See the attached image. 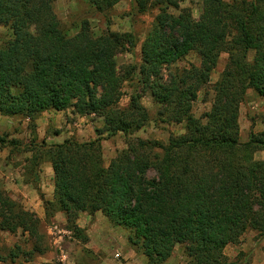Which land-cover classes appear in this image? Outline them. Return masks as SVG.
Returning a JSON list of instances; mask_svg holds the SVG:
<instances>
[{"label": "trees", "instance_id": "obj_1", "mask_svg": "<svg viewBox=\"0 0 264 264\" xmlns=\"http://www.w3.org/2000/svg\"><path fill=\"white\" fill-rule=\"evenodd\" d=\"M85 1L102 12L121 0ZM184 1L191 0H137L140 12L151 3L159 14L142 43L138 74L132 66L124 78L117 73V56L134 53L133 32L108 29L96 37L85 20L68 36L52 0H0V28L11 31L0 44V114L29 119L33 129L27 144L0 136V145L32 152L25 175L40 193L46 218L63 212L67 227L86 242L80 214L101 212L124 229L130 248L146 256L147 264H165L178 245L186 264H251L230 261L224 250L249 230L264 238V159L254 158L264 151V132L242 142L239 124L247 91L264 98V0H202L199 20L189 12L185 20L170 12ZM191 52L200 65L170 69ZM222 53L229 54L228 62L204 122L193 114V104ZM134 77L160 106L156 122L184 123L183 134L167 143L128 138L127 148L107 166L101 138L38 142L36 121L52 110L103 118L100 137L144 128L150 115L137 87L129 105L119 106L124 82ZM44 162L53 168V200H45L38 185ZM0 229L29 234L33 246L24 255L47 249L40 217L1 188ZM10 254L18 255L14 249Z\"/></svg>", "mask_w": 264, "mask_h": 264}, {"label": "rangeland", "instance_id": "obj_2", "mask_svg": "<svg viewBox=\"0 0 264 264\" xmlns=\"http://www.w3.org/2000/svg\"><path fill=\"white\" fill-rule=\"evenodd\" d=\"M52 1L55 12L68 36L75 35L80 30L82 23L85 20L89 22L91 32L96 37L105 35L108 32V29L113 32L120 33L133 32L137 37V46L133 54L128 52L118 54L117 73L119 76L125 78V76H127L126 70L134 66L136 67V75L138 74L139 66L142 62L141 46L147 34L151 30L156 16L159 14V10L157 8L150 3L146 11L140 12L138 10L139 6L137 0H121L112 8L101 12L85 0ZM149 1L153 2V0ZM170 12L184 20L186 19L185 13L189 12L194 20H199L203 12L202 0L184 1L180 4V8L170 9ZM9 37H11L10 29L6 27L1 28L0 44L3 39ZM252 56L253 53L251 52L250 59ZM228 58L229 54L227 53H222L220 55L218 64L212 71L210 83L201 89L197 100L193 104V114L197 118H202L204 122L206 121L204 115L212 108L214 98L213 86L219 80L221 73L225 69ZM200 63L201 59L198 54L196 52H191L183 60L172 64L170 69L175 71L177 68L181 69L189 67L191 64L200 65ZM167 73V70H163L164 75H167ZM136 85V77H134L133 81L126 79L123 85V95L120 99L119 106L124 108L129 105L130 97L135 93V88L137 87L142 94L141 103L146 107L150 115V122L147 123L144 128L132 135L128 136L125 133L120 132L111 136L108 135V133H103L100 137L99 135L101 131L99 130H102L104 127L103 118L94 114L89 116H71V114L69 115L67 113H65L66 115L62 114L63 116L65 115L68 121L72 123V129L74 132L75 130L77 131L78 127H80L74 126V123H77V125L81 123L82 126L85 122L86 125H89L87 127L82 126L84 127L83 131L81 130V132H75L77 135L79 133L81 134L78 137L81 142L90 141V138L92 137L95 139L101 138L103 157L106 166L109 165L110 161L116 157L120 151L127 148L128 138L138 137L144 140H157L167 143L170 136L181 135L185 132L184 123L167 124L156 122L157 113L160 109L159 104L153 100L149 90L143 92L141 86ZM66 112L72 113L71 110H67ZM15 120L16 123L14 124L12 130L4 129L0 132V136H2V138L4 137L8 141L12 140L14 139L13 133H23L24 130L31 131L32 133L33 129L29 126V124L27 127L25 126V128H23V121L26 120V118L15 117ZM239 124L240 140L242 142H246L251 133L260 134L264 132V98L258 96L251 89L248 90L243 99L240 100ZM44 128L46 129V136L52 135L56 132V130L59 131L65 129L63 124L61 129H55L52 122L48 125L44 122ZM26 136L27 137H19L22 139L17 137V139L23 142V144H27L24 142L25 139H29L28 135ZM72 137L76 136L73 135ZM3 148H7L10 151L12 149L16 150L14 154H18V151L22 149V145L19 147H2L1 144L0 149ZM254 158L255 160L264 159V151L258 150L255 153ZM7 162L8 160H4L2 157L0 158V188L17 203L21 204L26 210L32 211L27 209V206L25 205V195H21V192L27 193L26 191L28 190L21 187L19 193L16 194L8 187V185L5 184L6 182L3 178L6 176V170L4 168L6 166L5 163L7 164ZM150 175H153V173L150 172ZM30 187L36 189L33 185ZM19 194L21 196H18ZM33 212L37 214L36 211ZM58 213H56L53 218H46V214L43 219L40 218L41 230L46 234L47 249L44 253L35 252L32 257L23 254V252L31 250L33 246V241L28 233H24L21 229L15 233L0 229V264H23L24 262H30L38 258H42L44 260L43 264H126V259L124 257L126 249L124 250L120 243L115 244L111 238V234H109V237H107V235L96 236L95 243L92 245L87 234V228H83V234L88 237V241L86 242L84 241L82 235H76L74 230L67 227L66 216L65 221L63 219L56 218ZM88 214L90 213L88 212ZM98 217L99 219L106 221V218L101 213H99ZM81 219L83 222L82 224H85V226H88L90 220L94 221V218H89V215L87 214H84ZM96 219L97 218H95V221ZM102 220H100V223ZM64 230H68L70 233H65ZM243 248L246 249L243 250ZM13 249L18 253L15 258H13L10 254ZM260 251H262V253H258ZM224 252L230 261L241 258L242 260L250 261L251 264H253L255 259H258L260 254L264 259V238H258L255 231L249 230L242 235L239 244H229L226 246ZM260 261L261 260L259 259V262ZM187 262L188 257L184 253L183 248L178 245L175 247L172 256L165 264H186Z\"/></svg>", "mask_w": 264, "mask_h": 264}, {"label": "crops", "instance_id": "obj_3", "mask_svg": "<svg viewBox=\"0 0 264 264\" xmlns=\"http://www.w3.org/2000/svg\"><path fill=\"white\" fill-rule=\"evenodd\" d=\"M65 113L69 115L71 114V116H75V114L70 113V112L56 111V110L46 111L41 115V117L36 121V124H37L36 134L38 136V141L41 142L45 139L48 144H52V143L56 144V143H62L65 139L71 138L73 135H75L76 136L75 138L81 142V140H79L78 138L79 135L81 134L79 133L77 135V133L75 134V132H81V130L83 131V128H84L82 126L87 127L89 125H86L85 122L82 126H81V123L79 125H77V123H74L73 124L74 126H80L78 127L77 131L75 130L74 132V130L72 129V123L68 121V119L65 116L66 115ZM62 114H65V115L63 116ZM76 116H80V115H76ZM44 122L46 125L52 122L54 124L55 129H61L62 124H63L65 129L59 130L58 133L54 132L52 135L46 136V129L44 128ZM15 123H16L15 118L3 116L0 114V132L4 129L12 130ZM28 124H29V120L28 119L24 120L23 128H25V126L27 127ZM26 135H28L29 139H25L24 142L28 143L32 140V137H33L31 131L24 130L23 133H16V132L13 133L14 138L27 137ZM19 139H22V138H19ZM92 139H95V138L94 137L90 138V140ZM1 157L4 160H8L7 162L8 165L5 163L7 167L5 166L4 168L7 171V173L5 171L6 176L4 178L2 176V178L6 182L5 184L8 185V187L11 190H13L16 194L19 193L21 187L24 189H27L28 190L26 191L27 193L21 192L22 193L21 195L24 194L26 197L24 199V202H25V205L27 206V209L36 211L39 217L43 219L45 215L43 200L41 199L39 191L30 187L32 183L28 182L26 175H25V169H24L25 165L28 163L27 160L32 157V152H21L18 154H12L11 151L8 150L7 148H3V149H0V158ZM38 174H39V185H40L41 194L44 196L45 200H53L54 173H53V168H52L51 163L50 162L42 163ZM21 195L19 194L18 196H21ZM99 213L101 212H96L94 215H90L88 214L87 211H84L80 214V218L78 219V225L81 228H87V234L89 236L90 243L92 245L95 243L96 236H100V235L106 236L107 235V237H109L110 236L109 234H111V238L113 239L115 244L120 243L121 247L124 250L126 249L125 250L126 254L124 255L126 259V264H136V263L147 264L148 259L146 256L137 254L130 248L128 244L127 236H126L127 234L124 231V229H122L121 227H116V226L111 225L108 219L102 213L101 214L106 218V221L99 219L98 217ZM84 214L89 215V218H92V217L94 218V221L90 220V223L88 224V226H85V224H82L83 222H82L81 217ZM56 218H60L65 221V215L61 212L56 215ZM95 218H97L96 221H95ZM100 220H102L101 223H100ZM242 245H245V244H242ZM244 249L246 248H243V250ZM258 253H262V251ZM259 259L261 260L260 262H259ZM43 261L44 260L42 258H38L30 262H24L23 264H43L44 263ZM253 264H264V259L261 254L258 257V259H255Z\"/></svg>", "mask_w": 264, "mask_h": 264}, {"label": "built area", "instance_id": "obj_4", "mask_svg": "<svg viewBox=\"0 0 264 264\" xmlns=\"http://www.w3.org/2000/svg\"><path fill=\"white\" fill-rule=\"evenodd\" d=\"M64 232H65V233H70V231H68V230H64Z\"/></svg>", "mask_w": 264, "mask_h": 264}]
</instances>
